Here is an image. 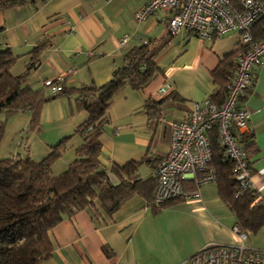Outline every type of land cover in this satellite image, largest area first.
<instances>
[{
	"label": "crops",
	"instance_id": "obj_1",
	"mask_svg": "<svg viewBox=\"0 0 264 264\" xmlns=\"http://www.w3.org/2000/svg\"><path fill=\"white\" fill-rule=\"evenodd\" d=\"M143 4L144 0H35L0 10V47L8 48L14 57L13 76L26 72L33 49L42 42L48 45L40 53L38 65L27 72V85L41 89L45 79L75 69L64 80V93L45 90L47 100L34 129L27 130L28 110L7 120L10 134L4 128L3 135L9 134L12 146L0 157L26 152L40 160L51 146L69 136L52 163L54 174L65 170L83 142L75 129L88 118L78 106L77 89L106 83L126 63L128 51L145 45L155 70L141 88L127 83L113 95L98 137V160L107 171L136 161L139 164L131 177L142 183L153 181L158 162L167 154L168 122L215 92L211 72L225 54L242 47L235 31L211 39L199 38L187 29L170 35V13L164 10L137 21L134 12ZM262 21L254 23L255 34L264 28ZM124 35L128 39L121 42ZM164 83L171 88L161 94L158 91ZM148 100L158 103L157 116L147 112ZM240 105L250 111L246 133L252 136V145L246 153L253 186L264 197V65L253 68ZM109 176L116 182L123 178L111 172ZM94 208L96 212L85 208L64 216L50 229L52 255L39 264H189L190 257L203 247L237 240L232 232L235 216L220 198L215 182L200 185L196 197L158 209L140 193L133 194L111 216Z\"/></svg>",
	"mask_w": 264,
	"mask_h": 264
},
{
	"label": "trees",
	"instance_id": "obj_2",
	"mask_svg": "<svg viewBox=\"0 0 264 264\" xmlns=\"http://www.w3.org/2000/svg\"><path fill=\"white\" fill-rule=\"evenodd\" d=\"M34 1L0 0V10ZM260 19H264V16ZM261 25H264V21ZM259 33H264V28L255 34L252 27L254 41L264 39L259 38ZM47 45V42H42L33 49L26 72L19 76L10 73L14 57L8 48L0 47V140L7 120L18 111L30 112L28 131L38 124L41 106L47 100L45 90L48 87L32 89L25 83V77L38 65L39 55ZM241 47L240 51L245 48ZM239 52L225 54L211 72L216 90L209 99L217 105L225 98L235 67L234 57ZM125 58L126 63L115 69L106 83L83 85L77 89L78 106L88 113V118L75 129L74 133L80 135L83 142L75 148V158L65 170L54 174L52 163L58 156V149L65 145L69 136L51 146V150L40 160L32 159L26 152L23 155L17 153L0 157V264H39L49 259L53 251L50 229L64 216H72L81 209L89 208L96 212L94 207H97L105 215L111 216L135 193L146 197L155 209L185 199L176 197L161 204L156 203L153 200L155 176L153 181L143 183L131 177L139 164L136 161L112 167L110 171L99 163L98 137L113 95L127 83L141 88L155 70L152 56L145 45L128 51ZM63 83L62 89L55 95L64 93ZM149 102L145 104L147 112L157 116L158 103ZM208 139L212 150L208 168L214 172L213 182L216 183L220 198L234 214L235 225L245 232H257L264 227V197L254 188L235 194L239 184L235 179L232 161L218 142L216 127L209 130ZM237 140L244 152L252 145V136L248 133L237 134ZM109 172L123 175V178L119 182L113 181ZM182 183L186 190L196 188L194 179H183ZM145 187L147 190L143 192ZM103 249L109 253L107 248Z\"/></svg>",
	"mask_w": 264,
	"mask_h": 264
},
{
	"label": "built area",
	"instance_id": "obj_3",
	"mask_svg": "<svg viewBox=\"0 0 264 264\" xmlns=\"http://www.w3.org/2000/svg\"><path fill=\"white\" fill-rule=\"evenodd\" d=\"M157 10L170 13L167 20L170 35L187 29L199 38L211 39L235 31L245 48L234 57L235 67L221 104L217 105L207 97L193 102L182 117L168 122V150L154 173L153 200L161 204L176 197H196L200 185L214 181V172L208 168L212 157L208 132L213 127L217 128L218 142L223 146L224 154L233 164L239 184L235 194L247 188L256 189L252 183L248 155L242 150L237 134L248 131L250 118V111L240 105L241 96L251 82L253 68L264 65V39L254 41L252 37L254 23L264 16V1L144 0V4L134 12V18L143 21ZM127 39L128 35H124L120 40L125 42ZM74 71L70 67L55 78H47L43 86L56 93ZM170 88V84L164 83L158 92L166 93ZM186 177L194 179L195 189H184L182 180ZM232 232L236 243L203 247L190 257L189 264H264V250L246 245L247 232L237 225H233Z\"/></svg>",
	"mask_w": 264,
	"mask_h": 264
},
{
	"label": "rangeland",
	"instance_id": "obj_4",
	"mask_svg": "<svg viewBox=\"0 0 264 264\" xmlns=\"http://www.w3.org/2000/svg\"><path fill=\"white\" fill-rule=\"evenodd\" d=\"M8 123L9 122H6V124H5V132H6V130H8L7 133L10 134V131H9L10 127H9ZM16 124L20 125V122L16 123ZM9 134H7V136L3 135L4 137H2V139L0 140V154H4L5 152H7V150H10L9 146L11 144L7 140V137ZM24 137H25V135H24ZM245 243H246V245H248L251 248H257V249L264 250V227L260 228L255 233L247 232V239H246Z\"/></svg>",
	"mask_w": 264,
	"mask_h": 264
}]
</instances>
